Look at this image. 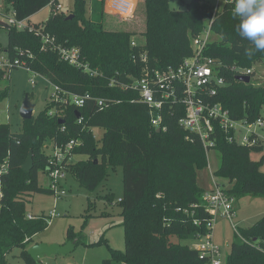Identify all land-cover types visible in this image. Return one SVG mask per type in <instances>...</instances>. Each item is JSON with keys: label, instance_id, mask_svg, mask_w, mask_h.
Returning <instances> with one entry per match:
<instances>
[{"label": "trees", "instance_id": "obj_1", "mask_svg": "<svg viewBox=\"0 0 264 264\" xmlns=\"http://www.w3.org/2000/svg\"><path fill=\"white\" fill-rule=\"evenodd\" d=\"M55 1L5 0L16 20L28 22ZM229 1L224 0L222 11L214 17L213 5L207 0L189 1L179 10L170 8V0H142L145 22L140 33L107 27L104 0H90L89 17L86 0H74L72 19L52 13L46 22L32 29L5 27L8 45L2 51L12 63L20 61L63 90L90 94L93 100L82 108L49 101L37 116L22 120L18 132H13L9 123L0 124V168L8 167L7 173L0 176V264H6L7 255L16 247L23 249L26 264H35L28 250L35 245L33 239L48 229L49 221L45 217L28 219L27 204L38 193H54L39 185V172L46 176L47 151L71 140L80 142L72 150L74 157L85 159L65 164L64 169H71L69 173L88 190L96 189L116 166L122 168L120 205L126 246L120 251L107 244L111 256L102 264H207L209 258L202 257L200 250L182 244L207 231L206 190L197 182V172L209 166L203 144L179 125L183 112L164 109L166 130L158 132L151 125L148 108L132 103L138 99L136 93L109 85L112 78L125 81L127 75L139 76L142 52L147 53L153 68L178 66L192 54L191 39L213 19L212 33L219 40H212L207 54L227 69L221 74L226 86L218 90L212 102L220 103L234 119L253 121L263 116L264 87L239 82L231 68L253 69L264 62V52L254 51L249 41L241 39L239 20L232 12L234 3ZM181 2L184 4V0ZM43 35L53 38L57 46L79 48L83 60L104 77L90 78L61 61L49 45H44ZM136 36H142L144 43L131 47ZM249 48L254 51L251 57L246 54ZM3 74L0 104L10 94L7 81L11 72L7 79ZM95 99L118 102L100 110ZM79 118H83L82 124ZM94 128L104 131L101 143L93 135ZM216 136L214 150L220 155V164L213 176L228 182L226 193L236 201L248 196L264 198V157L259 162L251 158L253 152L264 149L229 143L221 132ZM30 151L34 167L25 172L23 165ZM196 220L202 224L196 226ZM235 236L243 240L239 237L233 242L226 264H264V246L259 248L264 242V219L249 229L238 230ZM73 241L76 247L82 242L80 238Z\"/></svg>", "mask_w": 264, "mask_h": 264}, {"label": "rangeland", "instance_id": "obj_2", "mask_svg": "<svg viewBox=\"0 0 264 264\" xmlns=\"http://www.w3.org/2000/svg\"><path fill=\"white\" fill-rule=\"evenodd\" d=\"M108 1V3H107ZM122 1V0H118ZM191 0H170V8L179 10L185 8V3ZM211 5H215L217 0H207ZM131 3L130 10L124 12L115 3L110 5L109 0H104L107 27L116 30H127L140 33L144 29L145 16L143 12L142 0H127ZM57 5L62 7V14L73 15L75 8L74 0H56L54 5H50L37 14L28 22L29 27L35 28L46 22ZM86 16L90 13V0H86ZM6 18H14L13 9L7 5L5 0H0V21L10 26ZM213 40H219L213 35ZM133 41L143 44L142 36H136ZM8 45L6 29L0 27V57L4 55L2 48ZM34 75L18 68L11 71L7 85L10 88L8 99L0 104V118L6 120L11 125L13 132H18L22 128V120L19 110L26 96L30 97L35 105L34 117L37 116L49 104L52 87L50 83L42 77H35V84L31 83ZM251 84L257 87H264V62L254 66V76ZM264 115V109H262ZM98 143L104 139V131L101 128L92 129ZM49 153V150L47 151ZM29 156V154H28ZM27 156V158H28ZM264 157V150L253 152L251 158L259 162ZM26 158V160H27ZM34 159V157H33ZM85 159L82 156H75L74 161ZM209 166L197 172L198 185L203 189L212 186L211 172L216 171L220 164V155L216 150L209 152ZM212 170V171H211ZM65 171L64 178L59 180L57 193H38L33 196L27 204V214L35 218L45 217L49 221V227L44 232L38 234L34 239V244L60 245L63 246L73 240L81 239L75 251L69 255H44L40 258L42 264H102L104 260L110 258L108 247L123 251L125 249L124 229L122 226L123 217L120 201L123 194L122 168L116 166L110 170L108 176L92 191L77 181L69 172ZM264 172V161L261 165ZM217 183L228 187V182L223 179H216ZM39 185L49 187V179L39 172ZM111 199L107 200L106 196ZM236 218L234 224L238 230L249 229L257 222L264 219V198L243 197L236 201ZM103 237V242L98 245L89 246L98 242ZM213 243L220 248L224 258L229 255L231 245L239 241L235 236L231 223L225 219H219L214 226ZM203 240L190 238L182 242L190 247H196ZM6 264H26L23 249L16 247L10 251L6 257Z\"/></svg>", "mask_w": 264, "mask_h": 264}, {"label": "built area", "instance_id": "obj_3", "mask_svg": "<svg viewBox=\"0 0 264 264\" xmlns=\"http://www.w3.org/2000/svg\"><path fill=\"white\" fill-rule=\"evenodd\" d=\"M109 3L112 6L115 3L114 7L116 8V5L120 6L124 12L129 11L131 6V3L127 0H109ZM229 3H234V0H230ZM224 4V0L216 1L213 5L214 17L222 11ZM58 12H62L60 5H57L56 11L52 13L57 14ZM3 19L7 20L11 27L18 30L32 29L26 20L18 21L15 18L6 17H3ZM212 25L213 19L200 35L191 39L192 54L178 66H169L165 69L153 68L149 64L147 53L142 52L139 56V62L142 65L139 76L127 75L125 81L112 78L109 87H117L122 91L136 93L138 99L132 101V103L139 102L148 108L151 125L157 131L166 130L163 116L164 109L169 108L172 110V108H176L177 112H183L184 115L179 120V125L185 131L196 135L200 139L207 156H209L211 150H214L217 142L216 135L219 132L226 136L229 143L264 149V115L253 121L247 118L234 119L220 103L212 102L218 90L226 86V80L221 74L223 69H227L221 62L207 54L209 45L213 40ZM42 41L44 45H49L50 49L59 55L61 61L81 70L90 78L104 77L98 69H92L83 60L79 48L57 46L55 40L48 35H43ZM131 47H138L137 43L133 41ZM15 68H23L31 72L34 75V79H31L32 84H35V77H42L31 71L20 61L16 60L12 63L6 54L0 57V73H5L3 79H7L8 73ZM231 71L236 74V78L250 77V83L251 76L254 75V68L243 69L234 66ZM50 85L52 87L51 103L82 108L88 100H93L90 94L77 95L52 83ZM95 101L100 110L107 109L118 102L114 99H95ZM8 121V117L6 120L0 118V124L8 123ZM82 122L83 118H79L78 123L82 124ZM78 145H80L78 140H71L65 145H53L49 150V165L46 177L49 179V188L55 194L59 189V180L64 178V165L74 161L72 150ZM7 171V165L2 166L0 176L7 173ZM211 177L213 187L211 190H206L203 195L206 202L205 212L209 216L205 220L207 231L204 235L194 237V239L203 240V242L193 248L200 250L202 257L209 258L207 264H226V258H224L220 248L213 243L212 235L214 226L220 218L228 220L234 232L238 234V229L234 224L236 200L226 193L227 188L217 183L213 172H211ZM2 198L3 189L0 178V203ZM28 219L32 220L34 217L28 215ZM194 224L199 226L202 223L196 220ZM239 237L241 238V236ZM262 246H264V242L259 245V248H262Z\"/></svg>", "mask_w": 264, "mask_h": 264}, {"label": "clouds", "instance_id": "obj_4", "mask_svg": "<svg viewBox=\"0 0 264 264\" xmlns=\"http://www.w3.org/2000/svg\"><path fill=\"white\" fill-rule=\"evenodd\" d=\"M232 12L239 20L241 39L249 41L254 51L264 52V0H234ZM253 48L246 49L249 57L254 54Z\"/></svg>", "mask_w": 264, "mask_h": 264}, {"label": "water", "instance_id": "obj_5", "mask_svg": "<svg viewBox=\"0 0 264 264\" xmlns=\"http://www.w3.org/2000/svg\"><path fill=\"white\" fill-rule=\"evenodd\" d=\"M193 2H200L201 0H191ZM73 15H70L68 19H72ZM0 27H7L4 23L0 21ZM237 80L244 84L250 83V77H238ZM35 105L31 102L29 96H26L21 108L19 110V116L23 121H29L34 117ZM160 130H158L159 132ZM34 167L33 152L30 151L26 162L23 165V170L25 172H30ZM76 249V241L68 242L67 244L60 245H45V244H35L28 250L29 256L32 258L35 264H42L40 258L44 255L56 256V255H69L73 253Z\"/></svg>", "mask_w": 264, "mask_h": 264}, {"label": "crops", "instance_id": "obj_6", "mask_svg": "<svg viewBox=\"0 0 264 264\" xmlns=\"http://www.w3.org/2000/svg\"><path fill=\"white\" fill-rule=\"evenodd\" d=\"M107 3H108V1H107ZM31 19H32V18H30V21H31ZM211 171H212V170H211ZM212 172H214V171H212ZM212 187H213V186H211L210 188H208V189H205V190H211V189H212ZM224 187H225V188H227L226 186H224Z\"/></svg>", "mask_w": 264, "mask_h": 264}]
</instances>
